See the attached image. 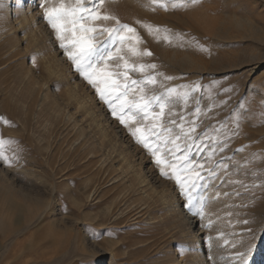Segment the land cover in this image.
Returning <instances> with one entry per match:
<instances>
[{
    "label": "rangeland",
    "instance_id": "1",
    "mask_svg": "<svg viewBox=\"0 0 264 264\" xmlns=\"http://www.w3.org/2000/svg\"><path fill=\"white\" fill-rule=\"evenodd\" d=\"M0 159V264H264V0H0Z\"/></svg>",
    "mask_w": 264,
    "mask_h": 264
},
{
    "label": "bare ground",
    "instance_id": "2",
    "mask_svg": "<svg viewBox=\"0 0 264 264\" xmlns=\"http://www.w3.org/2000/svg\"><path fill=\"white\" fill-rule=\"evenodd\" d=\"M29 1H32V0H29ZM37 22V21H36ZM24 23L26 24L27 23V19H25L24 20ZM40 23V22H39ZM40 25V24H39ZM46 36H47V38H49V36H50V34H47L46 33ZM23 39V38H22ZM51 39V38H50ZM60 52V51H59ZM63 55V54H62ZM64 56V55H63ZM60 61H62L63 62V59H60ZM65 62V61H64ZM65 64V63H64ZM67 65V64H66ZM6 166H4L3 164H2V161H1V159H0V177H2L1 178V180L3 181V182H8V179L6 178L7 176H6V173H5V168ZM5 173V174H4ZM139 178V177H138ZM10 180V179H9ZM14 183V182H13ZM8 185H9V183H8ZM170 193H173V192H170ZM175 196V195H174ZM176 197V196H175ZM178 198V197H177ZM179 202V201H178ZM172 207H173V205H172ZM177 207H179V209H180V212L179 213H181V214H183V217L188 221V225H189V227L190 228H192V229H196V233L195 234H197V232H198V230H199V227H198V229H197V224H196V222L193 220V218L191 217V215H189L188 213H187V211H186V209H185V207L184 208H181L179 205H177ZM199 234V233H198ZM198 236V235H197ZM196 236V237H197ZM198 238V237H197ZM259 239V238H258ZM199 240V239H198ZM199 245H200V243H199ZM200 248V247H199ZM202 248V247H201ZM202 254V253H201ZM208 256V255H207ZM211 256V255H210ZM207 258H209V257H207ZM207 258L206 257H202L200 260L203 262V264H208L207 263ZM210 260H212V259H210ZM102 261H103V259L102 258H100V260H98L97 262H95V263H92V264H102ZM212 263V262H211ZM210 264V263H209Z\"/></svg>",
    "mask_w": 264,
    "mask_h": 264
}]
</instances>
